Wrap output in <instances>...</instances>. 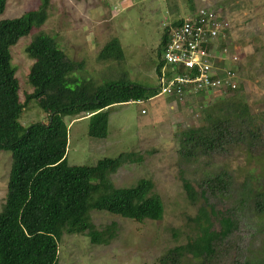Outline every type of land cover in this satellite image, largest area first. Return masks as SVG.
<instances>
[{"label": "rangeland", "instance_id": "obj_1", "mask_svg": "<svg viewBox=\"0 0 264 264\" xmlns=\"http://www.w3.org/2000/svg\"><path fill=\"white\" fill-rule=\"evenodd\" d=\"M50 1L44 25L11 47L22 103L34 91L29 81L34 59L27 48L36 35L52 36L70 59L85 62V69L71 75L97 84L127 76L157 87L158 50L166 27L199 7L220 11L231 22L228 46L231 54L239 57V62L231 65L242 80L239 90L228 95L202 94L184 102L159 95L143 104L112 106L106 138L89 135L90 114L65 118L69 165L95 166L106 157L138 152L143 159L124 165L111 179L118 188L151 179L154 192L164 201L165 216L160 221L137 222L93 210L91 219L98 230L116 223L114 239L109 244H95L86 234L65 233L59 244V264H173V250L201 234L195 219L204 211L217 231L221 229L219 214L234 216V232L218 245L213 257L205 260L185 252L176 264H264V214L253 199L258 192L264 194V0ZM41 4L42 0H8L0 20L21 17ZM113 38L119 40L124 56L100 60L102 50ZM236 98L257 118L255 128L261 131V139L253 140L250 121L242 118L229 124L221 147L201 152V147L191 150L185 146L186 133L206 127L201 131L205 133L207 115L215 117L220 109L227 111ZM39 121L47 123L48 114L33 100L24 109L21 122L27 127ZM190 150L194 155L185 156ZM11 164V151L1 150L0 212L6 201ZM223 173L230 177L229 188L213 191L208 186L210 180ZM185 181L196 190L195 202L188 196ZM206 220L204 217L201 224L207 225Z\"/></svg>", "mask_w": 264, "mask_h": 264}, {"label": "trees", "instance_id": "obj_2", "mask_svg": "<svg viewBox=\"0 0 264 264\" xmlns=\"http://www.w3.org/2000/svg\"><path fill=\"white\" fill-rule=\"evenodd\" d=\"M50 2L42 0L37 10L18 18L0 20V151L12 153L8 192L0 212V264H59V244L65 233L86 234L95 244L111 243L116 223L103 231L98 230L91 219L93 210L108 211L137 222L160 221L165 216L164 201L154 192L155 184L151 179L143 178L136 186L123 188L116 187L111 179V175L124 165L140 162L143 156L138 152L106 157L95 166H71L67 161V116L90 114L89 135L106 138L112 106L132 101L147 102L158 96V87L145 86L127 76L97 84L92 79L71 75L85 69V62L70 59L55 38L40 33L27 48L34 59L29 73L34 91L22 103L11 47L31 34L34 28L44 25ZM7 3L8 0H0V16L5 13ZM171 26L166 27L158 50L159 74L164 65L162 53L169 41ZM123 56L119 40L113 38L99 58L121 59ZM33 100L48 114V122L39 121L25 127L21 118L27 104ZM242 118L250 121L249 135L253 140L261 139V131L255 128L257 118L251 115L243 101L236 98L229 103L227 111L220 109L215 117L207 115L209 126L205 133L201 131L206 127L186 133L185 146L191 150L201 147V152L221 147L229 134V124ZM191 150L185 151V156H193ZM230 182V177L223 173L212 178L208 186L213 191H221L229 188ZM185 188L195 202L196 190L189 181H185ZM250 194L252 198L253 194ZM253 199L259 212L264 214V194L258 192ZM218 216L219 231L213 229L206 211L195 219L201 234L173 250V264L185 252L205 260L214 256L218 245L237 226L234 216L223 213ZM204 217L207 225L201 224Z\"/></svg>", "mask_w": 264, "mask_h": 264}, {"label": "built area", "instance_id": "obj_3", "mask_svg": "<svg viewBox=\"0 0 264 264\" xmlns=\"http://www.w3.org/2000/svg\"><path fill=\"white\" fill-rule=\"evenodd\" d=\"M178 22L171 26L162 53L158 96L168 95L184 102L202 94L237 90L242 80L231 65L238 63L239 57L231 54L228 46L232 33L229 19L220 11L199 7Z\"/></svg>", "mask_w": 264, "mask_h": 264}]
</instances>
